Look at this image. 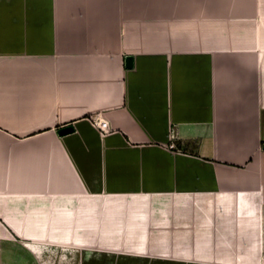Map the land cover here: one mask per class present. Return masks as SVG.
Wrapping results in <instances>:
<instances>
[{
    "label": "crops",
    "instance_id": "1",
    "mask_svg": "<svg viewBox=\"0 0 264 264\" xmlns=\"http://www.w3.org/2000/svg\"><path fill=\"white\" fill-rule=\"evenodd\" d=\"M263 145L264 0H0V264H264Z\"/></svg>",
    "mask_w": 264,
    "mask_h": 264
},
{
    "label": "water",
    "instance_id": "2",
    "mask_svg": "<svg viewBox=\"0 0 264 264\" xmlns=\"http://www.w3.org/2000/svg\"><path fill=\"white\" fill-rule=\"evenodd\" d=\"M125 65L127 68H131L132 65H133V62H132V58L131 57H127L125 59ZM73 131V127L72 126H64V127H61L58 129V134L59 135H64V134H67V133H70ZM262 148L264 149V145L262 146Z\"/></svg>",
    "mask_w": 264,
    "mask_h": 264
},
{
    "label": "built area",
    "instance_id": "3",
    "mask_svg": "<svg viewBox=\"0 0 264 264\" xmlns=\"http://www.w3.org/2000/svg\"><path fill=\"white\" fill-rule=\"evenodd\" d=\"M94 124L95 125H97V126H99L101 129L102 128H104V122L103 121H98V120H94ZM170 137L171 138H176V131H175V129L174 128H171L170 129ZM171 146H172V144H171Z\"/></svg>",
    "mask_w": 264,
    "mask_h": 264
}]
</instances>
